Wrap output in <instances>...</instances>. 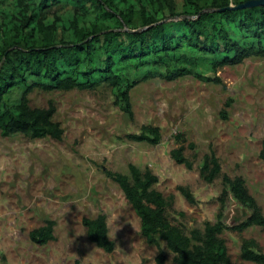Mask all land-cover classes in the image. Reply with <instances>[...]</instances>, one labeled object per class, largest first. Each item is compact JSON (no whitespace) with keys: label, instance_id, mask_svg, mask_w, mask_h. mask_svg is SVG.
Returning <instances> with one entry per match:
<instances>
[{"label":"rangeland","instance_id":"obj_1","mask_svg":"<svg viewBox=\"0 0 264 264\" xmlns=\"http://www.w3.org/2000/svg\"><path fill=\"white\" fill-rule=\"evenodd\" d=\"M208 76L221 82L193 76L142 82L131 92L133 119L119 107L108 85L90 91L32 93L33 107L55 106L54 120L64 135L57 141L5 136L0 130V264H159L161 252L165 264H176L164 242L161 249L146 243L140 218L106 175L113 171L130 176V164L142 171L150 169L158 177L155 189L168 202L169 220L187 233L216 222L221 211L228 226L250 214L232 196L222 207V179L207 183L201 177L204 156L211 151L224 174L246 180L264 213V58L252 57ZM145 125L160 127L158 145L127 138ZM178 134L184 136L192 168L171 157ZM182 187L192 193L194 204ZM99 214L107 217L116 243L112 253L92 243L83 224L84 218ZM47 220L55 222V240L33 243L30 232ZM114 221L120 225L118 232ZM223 238L234 264H252L240 258L244 239H254L264 253L260 227L226 231Z\"/></svg>","mask_w":264,"mask_h":264},{"label":"trees","instance_id":"obj_2","mask_svg":"<svg viewBox=\"0 0 264 264\" xmlns=\"http://www.w3.org/2000/svg\"><path fill=\"white\" fill-rule=\"evenodd\" d=\"M250 1L255 0H0L1 132L62 140L55 106L31 105L29 97L37 90L90 91L108 85L119 107L133 119L131 92L142 82L193 76L220 83L219 77L208 74L252 57L264 58V5L243 6ZM127 138L158 145L162 134L160 127L145 125ZM176 140L172 159L192 168L184 136L178 134ZM129 173L106 171L140 218L146 243L161 249L164 242L176 264H234L224 233L264 229V213L246 180L224 174L213 151L204 156L201 177L207 183L222 179V207L232 196L250 211L233 226L224 222L221 211L216 222L187 233L169 220L168 202L155 189L158 177L133 164ZM181 191L195 203L189 189ZM83 224L92 243L107 253L115 251L104 214L84 218ZM54 233L55 222L47 220L29 236L33 243L46 245L55 240ZM240 258L264 264L254 239L242 241ZM166 259L163 252L157 257L159 264Z\"/></svg>","mask_w":264,"mask_h":264},{"label":"water","instance_id":"obj_3","mask_svg":"<svg viewBox=\"0 0 264 264\" xmlns=\"http://www.w3.org/2000/svg\"><path fill=\"white\" fill-rule=\"evenodd\" d=\"M258 5H264V0H255V1H250L248 3H246L243 6H258ZM242 7V6H241Z\"/></svg>","mask_w":264,"mask_h":264},{"label":"clouds","instance_id":"obj_4","mask_svg":"<svg viewBox=\"0 0 264 264\" xmlns=\"http://www.w3.org/2000/svg\"><path fill=\"white\" fill-rule=\"evenodd\" d=\"M114 223H116V226H117V232L120 230V225L117 221H114ZM128 224H130L132 226V228L135 230V227L133 226V224L131 222H129ZM116 233H114L115 235Z\"/></svg>","mask_w":264,"mask_h":264}]
</instances>
